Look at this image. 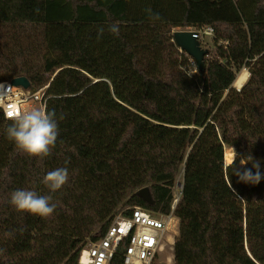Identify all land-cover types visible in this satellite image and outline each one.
Wrapping results in <instances>:
<instances>
[{"label":"trees","instance_id":"1","mask_svg":"<svg viewBox=\"0 0 264 264\" xmlns=\"http://www.w3.org/2000/svg\"><path fill=\"white\" fill-rule=\"evenodd\" d=\"M208 27L200 71L174 35ZM19 77L50 85L59 134L29 158L0 109V264H79L120 212L168 214L182 171L175 264H264V180L233 174L252 160L264 172V0H0V85ZM60 167L68 182L50 193L43 178ZM16 190L51 195L54 213L17 212Z\"/></svg>","mask_w":264,"mask_h":264},{"label":"built area","instance_id":"2","mask_svg":"<svg viewBox=\"0 0 264 264\" xmlns=\"http://www.w3.org/2000/svg\"><path fill=\"white\" fill-rule=\"evenodd\" d=\"M215 31L208 27L194 32V37L207 48V38H212ZM192 63L197 67L196 62ZM50 85L37 91L15 88L11 81L0 85V95H12L13 100L7 101L10 106L8 115L3 107L6 119L11 120L19 112L38 105L46 111V93ZM184 191L183 180L175 186L171 211L168 214H152L149 211L134 207L126 209L113 219L107 230L97 239H87L81 252L79 264H113L121 259L123 264H165L164 255L174 251V244L180 232V219L176 212Z\"/></svg>","mask_w":264,"mask_h":264},{"label":"clouds","instance_id":"3","mask_svg":"<svg viewBox=\"0 0 264 264\" xmlns=\"http://www.w3.org/2000/svg\"><path fill=\"white\" fill-rule=\"evenodd\" d=\"M153 20H160L159 14H153L151 9L147 10ZM113 35H119V22L108 25L107 29ZM98 39L103 35L104 28L98 30ZM12 95H0V107L8 114L9 104L7 101L13 100L16 95L14 90L9 89ZM59 134L58 123L54 112H46L42 107H31L19 112L12 117V124L7 128V137L13 141L17 150L29 158H42L51 153L55 146ZM245 160V159H240ZM240 164V168L235 166L234 175L238 182L257 185L264 180V172L261 171L260 161ZM69 179V172L66 167H60L49 171L43 178V184L50 193L59 191ZM51 195H38L32 190H16L11 194L10 204L17 212L46 218L51 216L56 205L51 202Z\"/></svg>","mask_w":264,"mask_h":264},{"label":"water","instance_id":"4","mask_svg":"<svg viewBox=\"0 0 264 264\" xmlns=\"http://www.w3.org/2000/svg\"><path fill=\"white\" fill-rule=\"evenodd\" d=\"M174 41L182 51H184L196 62L197 68L200 71H206V58L209 57L210 51L202 47L201 42L194 37V32H176L174 35ZM11 84L15 88H24L25 90H31L32 88V83L27 77L13 79ZM140 195H142L148 201H151L149 189H143L140 192Z\"/></svg>","mask_w":264,"mask_h":264},{"label":"rangeland","instance_id":"5","mask_svg":"<svg viewBox=\"0 0 264 264\" xmlns=\"http://www.w3.org/2000/svg\"><path fill=\"white\" fill-rule=\"evenodd\" d=\"M206 41H207V43H208V46H207V48H204V49H208L209 51H212V50H214L215 49V41H214V39H212V38H207L206 39ZM213 57V56H212ZM212 58L210 57H208L207 59H206V61H209V60H211ZM244 69H246V70H248L247 68H243L242 70H244ZM238 75V74H237ZM234 87V86H233ZM235 88V87H234ZM236 90H238L237 88H235ZM37 107H40L39 105L37 106ZM230 153H232L231 152V150H228L227 152H226V154H230ZM226 158V157H225ZM226 161V164H228L227 163V160H225ZM181 180H183V171L178 175V177H177V181H181ZM164 261H165V264H175V262H174V251H170V252H167L165 255H164Z\"/></svg>","mask_w":264,"mask_h":264},{"label":"bare ground","instance_id":"6","mask_svg":"<svg viewBox=\"0 0 264 264\" xmlns=\"http://www.w3.org/2000/svg\"><path fill=\"white\" fill-rule=\"evenodd\" d=\"M249 78H250L249 71L246 69L241 70V72L238 73L237 79L233 86L237 88L238 90H241L245 86V84L248 82ZM225 157H226L225 160H227V163H228L227 165L232 164L235 160L234 153L226 154Z\"/></svg>","mask_w":264,"mask_h":264},{"label":"snow or ice","instance_id":"7","mask_svg":"<svg viewBox=\"0 0 264 264\" xmlns=\"http://www.w3.org/2000/svg\"><path fill=\"white\" fill-rule=\"evenodd\" d=\"M10 107H11V106H10ZM8 115H12V113H11V112H9V113H8Z\"/></svg>","mask_w":264,"mask_h":264}]
</instances>
